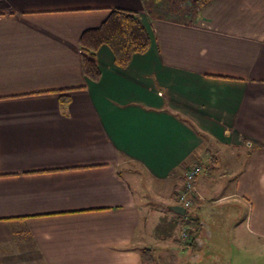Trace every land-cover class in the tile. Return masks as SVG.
Here are the masks:
<instances>
[{"label":"crops","instance_id":"0c3cea01","mask_svg":"<svg viewBox=\"0 0 264 264\" xmlns=\"http://www.w3.org/2000/svg\"><path fill=\"white\" fill-rule=\"evenodd\" d=\"M152 2L0 0V264H264V0ZM114 9L151 45L100 47L93 82L80 40Z\"/></svg>","mask_w":264,"mask_h":264},{"label":"trees","instance_id":"16d2710c","mask_svg":"<svg viewBox=\"0 0 264 264\" xmlns=\"http://www.w3.org/2000/svg\"><path fill=\"white\" fill-rule=\"evenodd\" d=\"M211 1L196 0L200 9ZM104 45L113 52L115 64L125 68L135 54H144L148 51L151 38L136 12L124 9L112 10L100 27L85 31L80 40L83 73L93 82H98L101 78L96 59L99 48ZM68 101V99L63 100L64 103Z\"/></svg>","mask_w":264,"mask_h":264},{"label":"built area","instance_id":"2783aa9c","mask_svg":"<svg viewBox=\"0 0 264 264\" xmlns=\"http://www.w3.org/2000/svg\"><path fill=\"white\" fill-rule=\"evenodd\" d=\"M175 14L177 18H175V16L173 18L179 20L180 12L178 14L177 13ZM190 17L186 18L185 16L186 19L184 18L183 20L180 21L184 23V21L189 20ZM205 166H206L205 162H198L192 165L185 173L184 183L176 193L177 202L181 206H183L185 210H189L193 207V200L198 196L197 188H196V180L204 172ZM181 240L184 244H189L193 241L192 234L188 229L185 228L183 230L181 234Z\"/></svg>","mask_w":264,"mask_h":264},{"label":"rangeland","instance_id":"374dc122","mask_svg":"<svg viewBox=\"0 0 264 264\" xmlns=\"http://www.w3.org/2000/svg\"><path fill=\"white\" fill-rule=\"evenodd\" d=\"M150 10L151 13L162 17H174L179 13V20H183L190 16L197 15L200 10L196 0H154ZM159 1V2H158ZM175 18H177L175 16ZM185 18V19H186Z\"/></svg>","mask_w":264,"mask_h":264},{"label":"water","instance_id":"95a60500","mask_svg":"<svg viewBox=\"0 0 264 264\" xmlns=\"http://www.w3.org/2000/svg\"><path fill=\"white\" fill-rule=\"evenodd\" d=\"M184 210V209H183ZM183 214H185V210H184V213Z\"/></svg>","mask_w":264,"mask_h":264}]
</instances>
